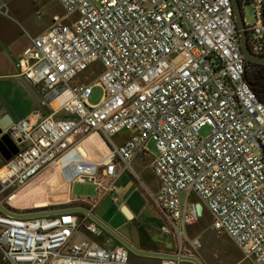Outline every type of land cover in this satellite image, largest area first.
<instances>
[{"label": "built area", "instance_id": "obj_1", "mask_svg": "<svg viewBox=\"0 0 264 264\" xmlns=\"http://www.w3.org/2000/svg\"><path fill=\"white\" fill-rule=\"evenodd\" d=\"M58 1L75 18L66 23L54 14L17 61L47 111L20 117L1 130L17 151L1 157L0 193L11 199L15 187L48 165L83 163L76 140L93 132L108 147L96 163L102 171L89 162L91 171L74 176L111 193L117 165L129 167L152 140L151 168L160 187L151 198L168 223L162 229L177 234L176 254H183L185 226L201 214L190 198L194 193L212 214L213 226L226 230L241 248L235 264H264V102L245 78L231 0ZM242 1L253 5L255 17L248 23L242 14L247 47L262 55L264 0ZM96 60L102 71L90 81L87 70ZM94 83L103 93L89 103ZM204 125L210 131L201 137ZM122 130L128 136L118 143L113 137ZM70 151L78 154L76 160ZM8 209L12 213L0 210L3 261L132 264L123 244L105 247L73 238L80 230H103L87 213L53 211L49 205ZM38 210L48 212L34 213ZM186 241L199 246L195 237ZM179 260L164 256L159 264Z\"/></svg>", "mask_w": 264, "mask_h": 264}, {"label": "crops", "instance_id": "obj_2", "mask_svg": "<svg viewBox=\"0 0 264 264\" xmlns=\"http://www.w3.org/2000/svg\"><path fill=\"white\" fill-rule=\"evenodd\" d=\"M2 2L3 5L0 2V10L4 7L9 8L7 0ZM13 17H15L14 13ZM23 22L18 20L0 21V94L1 90L4 91L9 88L11 81H16L17 78H19V81H22V84L28 90L27 95L23 96L22 104L24 106L19 118L30 115L35 111H46L45 109L47 108L40 104L37 89L19 73L17 66V61L22 51L31 43L32 38L36 36L28 35ZM3 117L7 123H12L19 119L10 111L0 106V118ZM127 136L128 131L122 130L115 135L116 141L118 143L122 142ZM76 142L80 144L79 148L81 147L86 153V157L79 159V162L82 160L84 161L83 163H74L71 167L69 166L70 168H56V164L54 166L48 165L28 181L15 187L11 199L8 200L7 195L4 193L2 195L3 202L2 199L0 201L2 203L5 201V205L8 204V207L16 211L42 205H49L56 209L82 206L116 231V233L135 248L152 252L176 253L178 245L176 246L169 238L166 231H162V225L165 224L161 222L163 213L151 198V194L157 192L160 187V181L151 168L153 154H150L148 151L140 153L130 161L129 167H123L118 164L115 189L111 193L103 194L98 192L96 186L92 183V191L95 192L88 195L75 196L72 194V181L77 180L74 175L91 171L94 167L87 165L89 162L93 163L97 167V173H100L103 166H98L96 163L108 151L104 139L96 132L81 136ZM69 156L74 160L78 158V154L74 151H70ZM65 173L66 175H64ZM64 182L67 183V188L62 191L63 187L61 185ZM33 186L39 188L38 193H35L31 188ZM28 191L32 193L29 194ZM39 192L41 193L39 194ZM23 197H27V200H24ZM39 200H44L45 202L40 203ZM6 202L8 203L6 204ZM196 202H199V200H196ZM158 210L161 211V215ZM109 235L110 233L105 229L101 230L98 234H91L85 230H80L75 233L73 238L76 240H94L102 246L111 247L116 243L112 235L110 236L113 239L107 241ZM181 253L184 254V252ZM189 254L197 257L196 254ZM129 255L133 258L130 260L132 264H159L160 262V257L139 254L131 250ZM5 262L6 264L11 263Z\"/></svg>", "mask_w": 264, "mask_h": 264}, {"label": "rangeland", "instance_id": "obj_3", "mask_svg": "<svg viewBox=\"0 0 264 264\" xmlns=\"http://www.w3.org/2000/svg\"><path fill=\"white\" fill-rule=\"evenodd\" d=\"M4 1V0H2ZM8 7H4L0 10V21H24L25 28L28 32L29 36L37 35L47 28L51 21V17L56 14L62 17V21L69 23L72 19L75 18V13H67L65 8L61 5L58 0H7ZM13 13L15 17H13ZM242 14L244 20L248 23H252L255 20L253 14V5L251 3L243 4L242 6ZM102 65L99 61H94L90 64L87 74L90 81H96V77L101 73ZM27 88L22 84V81H19L17 78L16 81H11L10 87L1 90L0 94V106L10 111L15 117L19 118L20 113L23 109V96L27 95ZM103 93L102 86L98 83H94L91 86V92L88 96L89 103H97ZM47 111V108L45 109ZM46 111H43L46 112ZM210 131L209 126L204 125L199 129V135L201 137H205ZM116 141V137H113ZM145 149L150 154H155V148L152 140H148L145 143ZM261 151L260 149H258ZM80 154L86 157L85 151L80 147ZM0 163H1V155H0ZM54 166V164H52ZM71 167L72 163L67 167ZM69 167V168H70ZM68 168V169H69ZM66 169V168H65ZM67 173V172H66ZM66 173L64 175H66ZM61 190H66L67 183H62ZM35 193H38L39 188L33 186L31 187ZM92 183L88 181H72V194L75 196H83L91 194L92 192ZM60 190V189H59ZM60 190V191H61ZM31 194V191H28ZM41 192H39L40 194ZM4 193H0V199L3 198L2 195ZM185 191L181 192V197L185 199ZM192 200H199V198L192 193L190 195ZM24 200H27V197H23ZM44 200H39L42 203ZM45 202V201H44ZM5 203V201H4ZM8 202H6L7 204ZM8 205V204H7ZM43 206V205H42ZM41 207V206H36ZM24 210V209H23ZM160 215L162 214L160 210H158ZM161 222H164L168 225L167 221L164 219L163 215L161 216ZM177 229L181 231V226L178 225ZM162 231H165L162 229ZM173 230L166 231V234L169 235V238L178 245V237ZM183 235V234H182ZM197 238L199 241V246L197 248H193L191 244H189L186 239L187 238ZM181 252H184L186 255H190L189 253L196 254V258L200 260L202 264H235L242 256L241 248L234 242L229 233L222 229L213 226L212 224V214L207 209V207L202 204V211L200 216L195 222L187 224L185 226V235L181 236ZM194 256V255H192ZM195 257V256H194ZM133 259L131 255H129V261ZM9 263V262H8ZM0 264H6L5 261L0 260ZM11 264V263H10ZM142 264V263H140ZM178 264H193L188 260H179Z\"/></svg>", "mask_w": 264, "mask_h": 264}, {"label": "water", "instance_id": "obj_4", "mask_svg": "<svg viewBox=\"0 0 264 264\" xmlns=\"http://www.w3.org/2000/svg\"><path fill=\"white\" fill-rule=\"evenodd\" d=\"M231 3H232V8H233V16H234V20L236 23V28L238 29V33H239L240 48H241L242 54L244 56L245 63H248L250 61L264 63V54H262V55L254 54L247 47L246 30L244 28V21L242 18L239 0H231ZM9 124L10 123H7L4 117L0 118V132L3 128L8 126ZM16 151H17V148L14 145V143L9 139V137L5 133H2L0 135V155H1V157L7 159ZM196 205H197V209L201 210V208H202L201 203L197 202ZM70 209L87 213L103 229H105L108 233H110V235H112L114 237V242L116 244H123L127 248H129L131 251H134V252L139 253V254L152 255V256H157V257L172 256V257L178 258L180 260L191 261L194 264H202L196 257L191 256V255L139 250V249L135 248L134 246H132L128 241H126L124 238H122L118 233H116V231H114L112 228H110L108 225H106L103 221H101L99 218H97L94 214H92L88 209H86L82 206L60 208V209H55L53 211L70 210ZM0 210L3 212L12 213V211H10L8 209V207L4 203H2L1 201H0ZM43 212H48V211L38 210V211H35L34 213L38 214V213H43ZM13 214L18 215L19 213H13Z\"/></svg>", "mask_w": 264, "mask_h": 264}, {"label": "trees", "instance_id": "obj_5", "mask_svg": "<svg viewBox=\"0 0 264 264\" xmlns=\"http://www.w3.org/2000/svg\"><path fill=\"white\" fill-rule=\"evenodd\" d=\"M239 3L242 12L243 4L249 2L239 0ZM245 78L247 79L249 85L251 86L257 97L264 102V63L255 61L248 62L245 72Z\"/></svg>", "mask_w": 264, "mask_h": 264}]
</instances>
